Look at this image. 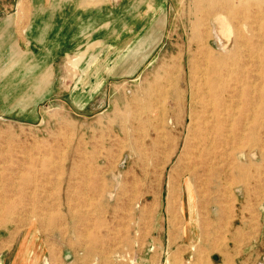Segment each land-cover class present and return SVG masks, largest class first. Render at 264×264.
I'll return each mask as SVG.
<instances>
[{
    "label": "rangeland",
    "instance_id": "rangeland-1",
    "mask_svg": "<svg viewBox=\"0 0 264 264\" xmlns=\"http://www.w3.org/2000/svg\"><path fill=\"white\" fill-rule=\"evenodd\" d=\"M141 1L59 37L0 0V264L25 233L31 264H165L185 217L217 251L264 230V0Z\"/></svg>",
    "mask_w": 264,
    "mask_h": 264
},
{
    "label": "crops",
    "instance_id": "crops-1",
    "mask_svg": "<svg viewBox=\"0 0 264 264\" xmlns=\"http://www.w3.org/2000/svg\"><path fill=\"white\" fill-rule=\"evenodd\" d=\"M25 1L26 2H22V0H20V2L22 3L17 4V9H16L15 14L17 15L18 13L21 17V19L18 21V24H19L18 26L23 27L25 29H28L29 27L34 28L36 25H37L36 27L41 26L42 28L41 36H43L44 30L46 28H50L51 25H53L54 23L55 26L54 25L53 26L56 28L58 27L59 37H60L61 36L60 29L64 28V30L62 31V34H63L65 31V27L67 26L64 20V16H67L65 15V13L66 11L71 10V9L67 10V8H70L72 6L78 7L80 14L85 13L86 11L101 14L103 12L113 10V8L110 6L112 0H93V3L94 4L96 3L95 5L90 2L91 0H55L56 2L51 3V4L47 3V0H30V2L29 0H25ZM89 2L91 3L92 7L88 6ZM138 3H140V1ZM141 3L144 4L145 0L141 1ZM21 4L22 5L24 4L23 5L25 8L24 10H22L23 6H21ZM51 11H54V13L55 12L57 13L56 18L54 14L53 15L49 14V12ZM38 13H39V16H38ZM14 21L7 19V21H3L0 24V36H2L3 34L6 37L7 36L9 37L11 35H12L11 37H13L15 34L16 36L18 34L22 36L24 35L23 31L20 33H18L17 31L18 34L11 31V27H13L15 23H17V20H14ZM61 23L63 25H61ZM25 31H26L25 38L28 41L30 40L29 34L31 33V31L30 32L29 30H25ZM36 35L40 36L38 34ZM109 42H112V41H109ZM101 73L107 74V72H101ZM104 84L105 86L107 85V83H104ZM83 107L84 106H82V108ZM169 205L170 204H168V206ZM172 214H170L171 218L175 219L176 217L175 213L173 215ZM193 221H194L193 217H185L184 223L187 226V228H191V229H187L186 232L183 234L182 239H185V242H183V244H180L179 247L175 249L173 248V246H170L171 247L169 248L170 250L168 249L166 250V252L170 253V257H169L170 259L167 260V253H166L165 264H264V260H261V257L264 255L263 254L264 253V230L263 228L259 229L255 233L251 232L248 237L249 239L248 242L244 244H241V242H236L233 245H228V247H223L219 249V251H217L213 249V244L211 243L212 239H209L207 241L205 237H202L201 230H200L201 235H199L198 238L195 237V233H197V228H195V224ZM24 236H26V239H25L26 243L20 244L19 246L15 245L17 249L15 248L11 252L14 253L15 250L17 252L18 248H21V249H19L17 252L19 254L17 253L15 255L13 254L14 258L12 259V262H10V264H31V261L34 259V249L32 247L33 244L30 245L27 242H29L30 238L35 235L31 233H27V234L25 233ZM33 241L34 239L31 238V242ZM43 244L45 246H48L46 245V243H43ZM161 246L162 244H159V245L155 244V247L158 248L156 251L160 253L158 255L149 256L150 259L146 260L145 264H159L160 263L159 261L157 262L156 259L158 260L159 257L162 258L163 256L164 250ZM214 247L216 248V245H214ZM47 249L50 250L49 247H47ZM20 251L22 253L25 252L26 253L25 256H23V254H20ZM208 252H210V254L207 255ZM190 253L192 255V259L190 261L184 260L182 262L181 258H183L184 256ZM152 257H154V260L152 259ZM140 264L142 263L140 262Z\"/></svg>",
    "mask_w": 264,
    "mask_h": 264
},
{
    "label": "bare ground",
    "instance_id": "bare-ground-1",
    "mask_svg": "<svg viewBox=\"0 0 264 264\" xmlns=\"http://www.w3.org/2000/svg\"><path fill=\"white\" fill-rule=\"evenodd\" d=\"M205 66V65H204ZM202 77V76H201ZM203 82V81H202ZM204 86V85H203ZM205 92V91H204ZM211 104V103H210ZM193 168H195V167H193ZM188 186L190 187V185L188 184ZM190 189H191V187H190Z\"/></svg>",
    "mask_w": 264,
    "mask_h": 264
}]
</instances>
